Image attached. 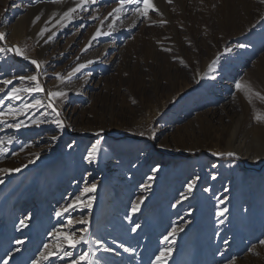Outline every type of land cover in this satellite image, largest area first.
I'll return each instance as SVG.
<instances>
[{
    "label": "rangeland",
    "instance_id": "rangeland-1",
    "mask_svg": "<svg viewBox=\"0 0 264 264\" xmlns=\"http://www.w3.org/2000/svg\"><path fill=\"white\" fill-rule=\"evenodd\" d=\"M151 2L158 13L144 18L126 5L112 23L119 0H0V32L7 34L0 47L19 45L28 57L0 53V110L35 99L45 106L0 123L6 149L0 152V264H32L44 244L57 243L55 233L86 235L85 227L90 245L40 264H71L89 247L98 264H153L167 246L173 248L167 264H264V120L255 119L264 117V3ZM77 3L83 10L64 19ZM101 24L111 34L92 40ZM79 64L86 67L68 80ZM28 75H37L44 91L9 100L11 88L35 87L18 79ZM6 79L13 83L3 84ZM55 91L66 95H48ZM19 121V129L7 126ZM98 139L100 152L90 164L85 157ZM230 151L240 160L213 155ZM195 176L201 179L184 200ZM93 183L96 191L82 194ZM77 196L81 205L95 199L91 209L72 211L68 225V214L56 212ZM138 198L144 203L132 214ZM225 206L228 213L217 216ZM26 217L28 227H21ZM82 217L90 224L75 223ZM136 223L141 228L133 233ZM174 226L184 231L174 244L162 243ZM96 240L114 251H103Z\"/></svg>",
    "mask_w": 264,
    "mask_h": 264
},
{
    "label": "snow or ice",
    "instance_id": "snow-or-ice-1",
    "mask_svg": "<svg viewBox=\"0 0 264 264\" xmlns=\"http://www.w3.org/2000/svg\"><path fill=\"white\" fill-rule=\"evenodd\" d=\"M85 3L91 2V3H95V0H84ZM172 0H168V3H171ZM262 3H264V0H261ZM126 5H135L133 11L134 13L139 14L141 17L147 18L149 16V12L150 11H155V12H159V10L155 7V5L151 2V0H119V6L117 8H115L113 10V12L115 13V17L114 20L112 21V23H115V20H119L120 19V13L123 11V9L125 8ZM84 5L83 4H77L76 7L70 8L68 11L63 13V18L67 19V20H71L73 18V13H75L77 11V8H80L81 10H83ZM113 13H109V16H112ZM40 19V16H36L35 17V21H38ZM34 21V22H35ZM48 29H42L40 33H38V35H40L41 37L44 36V33L47 32ZM110 32H105L103 31V24H101V27H98L95 34L92 37V40H96L97 38L101 37V36H105V35H110ZM6 33L4 32H0V41L5 40L6 38ZM51 37H49L50 39ZM91 46V42L89 43V47ZM240 47H244V45H239ZM87 50V48L85 49V51ZM5 51H14L15 53H17L18 55H22L24 56L25 59H27L28 57L25 55V53L21 50L19 45H14L11 48H3L0 47V53L5 52ZM165 51H171V49H165ZM226 51H231V49H226ZM31 63L33 65L36 66L37 69H40L41 67V63L39 61H37L36 59H32ZM89 64L93 63V61H88ZM217 63V60H214L212 62L213 65H215ZM86 65L85 64H79L76 68L73 69V72L70 73L67 77L68 80H71L72 76L75 73H79L81 71V69L85 68ZM59 76V74H57ZM19 80L24 81H32L35 82V87H29V88H17V87H13L11 88V90H9L6 95L7 98L9 100H22V97L20 95L21 92H27V93H33V92H43L44 89L43 87H41L39 81H38V76L37 75H28V76H20L18 77ZM203 79V77H202ZM13 81L10 79H6L3 81V84L5 85H10L12 84ZM236 88L240 89L242 87V85L237 82L236 83ZM0 91H2V89H0ZM50 97H63L66 95L65 92L63 91H55V92H50L48 94ZM255 95L260 96V93L257 92L255 93ZM264 98V97H262ZM3 101L0 100V104H2ZM37 106L39 107H44V105L42 104L41 100L39 99H35L33 102L31 103H24L22 107L20 108H12L11 105L8 106L7 111H3L0 110V123H6L5 117L7 116H17V115H23L27 110L29 109H33L36 108ZM52 105L49 104V107H51ZM54 111H56L55 109H53ZM56 116L57 119L54 121L57 125L58 128L63 129L64 122L63 120L59 119L60 113L59 111H56ZM255 119L257 121L260 120H264V117H262L261 115L257 114L255 116ZM43 122V121H41ZM33 123H38L37 121H33ZM8 127L11 128H16L19 129L22 126H24V121H19L18 123H14V124H8ZM99 135V133H98ZM141 136L144 135L143 132L140 133ZM150 138H155L154 134L153 136H151ZM53 139H57V137H53ZM5 143L4 140H0V145H3ZM8 144H11L12 141L11 139H9L7 141ZM100 143L101 141L98 139L90 148V150L88 151L85 159L87 160L88 163H93L97 160L98 158V154L100 152ZM71 147V145H70ZM6 149L5 148H0V152H5ZM213 155L216 156H228L230 158L236 159L238 160L240 157L237 153L235 152H216L213 153ZM36 159H39V154H36ZM34 160L29 161V163H34ZM27 165H25L26 167ZM160 170L159 165H157L156 167H154L152 169L153 173H156ZM8 171H15V172H19L20 169H11ZM217 177L216 176H212V179L215 180ZM149 180H152L153 177H148ZM201 179V177L199 176H195L193 179H191L187 185V195H183L182 194V198L184 200L188 199L189 196L193 193L194 189L196 188L197 182ZM2 182V181H0ZM150 187V184H145L142 185V188H144L145 190H147ZM97 189V185L95 183L91 184L88 187H85L83 189V193L82 194H88V193H94ZM227 191V189H226ZM95 199L94 196L91 197V199L88 200L87 203L82 204L81 205V197L77 196L74 200L69 201L63 208H61L59 211L56 212V216L58 218H63L65 216V214L67 213V224L71 225L74 222L73 217L71 216V212L75 211V209L77 207H85V208H89L91 209L92 207V201ZM144 203V198H138V202L133 203L131 208H130V212L132 214H136L140 211L141 205ZM179 203V201H178ZM221 204H224L225 201L221 200L220 201ZM173 207H175V205H173ZM229 209L225 206L219 209V211L217 212V216L219 217H224L226 213H228ZM191 214V213H189ZM30 219V217H26L25 219H21L20 220V226L21 227H28V224L26 223V220ZM125 219H129L130 217H125ZM75 223H79L82 225H89L90 221L87 217H82L79 220H76ZM220 223H224L223 220H220ZM141 228V225L139 223H136L132 226L131 228V232L135 233L137 232L139 229ZM82 231L86 234V235H80L77 236L75 231H67V232H57L55 233V235L58 237L57 243L50 248L48 244H44L43 245V251L40 252L39 254V260H33L32 264H40V261H48L51 257H72L73 256V251H70L68 249H72L75 250L78 246L80 245H90V243L92 242V237L90 234H88V229L87 227H85L84 229H82ZM184 228L180 227V226H174L172 227L171 231L168 233V235H165L163 237V241L162 243H166L167 245H172L175 243V238L178 235V233L183 232ZM171 237V239H170ZM17 244H23L24 241L22 240H17L16 241ZM96 244H99L102 248L103 251L105 252H113L114 249L109 248L107 246H105L103 244L102 241L100 240H96L95 241ZM260 244L264 245V240L259 241ZM120 247L124 248L125 252H130V253H134L135 249L133 248H129V247H124V245H120ZM249 251H251V249H249ZM173 252V248L170 246H167L165 248H162L159 252V254L155 257V260L153 261V264H167V260L168 258L172 255ZM4 264H7V261L4 262ZM71 264H98V261L96 259V251H94L91 247H89L86 251H81L79 253V255L72 259ZM234 264V261H233Z\"/></svg>",
    "mask_w": 264,
    "mask_h": 264
},
{
    "label": "bare ground",
    "instance_id": "bare-ground-1",
    "mask_svg": "<svg viewBox=\"0 0 264 264\" xmlns=\"http://www.w3.org/2000/svg\"><path fill=\"white\" fill-rule=\"evenodd\" d=\"M85 3V2H84ZM78 4V3H77ZM84 5V4H83ZM16 12H13V14H15ZM28 14V13H27ZM31 14V13H30ZM29 14V15H30ZM13 16V15H12ZM23 18V17H22ZM24 18H26L27 19V16L26 17H24ZM22 20H24V19H22ZM32 21H31V19H28V22H27V24L26 25H28L29 23H31ZM25 24V23H24ZM25 27V26H24ZM101 57V54L100 55H98V57H97V59H99ZM42 104L44 105V102H42ZM45 107V106H44ZM41 108V107H40Z\"/></svg>",
    "mask_w": 264,
    "mask_h": 264
},
{
    "label": "trees",
    "instance_id": "trees-1",
    "mask_svg": "<svg viewBox=\"0 0 264 264\" xmlns=\"http://www.w3.org/2000/svg\"><path fill=\"white\" fill-rule=\"evenodd\" d=\"M113 136H116V135H113ZM116 137H120V138H122V137H125V135H118V136H116ZM224 158H229L228 156H224ZM238 160H240V159H238Z\"/></svg>",
    "mask_w": 264,
    "mask_h": 264
}]
</instances>
